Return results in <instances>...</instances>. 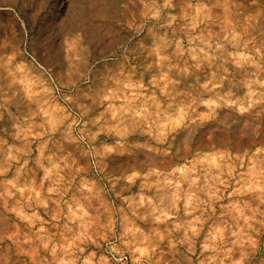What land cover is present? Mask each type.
<instances>
[{"label": "clouds", "instance_id": "1", "mask_svg": "<svg viewBox=\"0 0 264 264\" xmlns=\"http://www.w3.org/2000/svg\"><path fill=\"white\" fill-rule=\"evenodd\" d=\"M0 12V264H264V0Z\"/></svg>", "mask_w": 264, "mask_h": 264}, {"label": "rangeland", "instance_id": "2", "mask_svg": "<svg viewBox=\"0 0 264 264\" xmlns=\"http://www.w3.org/2000/svg\"><path fill=\"white\" fill-rule=\"evenodd\" d=\"M63 13L57 10V15H62ZM56 17L49 16L48 20H43L36 25V32H46L49 30L50 26L54 24V20ZM0 20H2L5 24H8L10 22H14L13 15L11 12H0Z\"/></svg>", "mask_w": 264, "mask_h": 264}]
</instances>
